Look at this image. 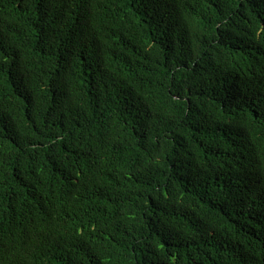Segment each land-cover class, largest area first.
Returning <instances> with one entry per match:
<instances>
[{
    "label": "trees",
    "instance_id": "16d2710c",
    "mask_svg": "<svg viewBox=\"0 0 264 264\" xmlns=\"http://www.w3.org/2000/svg\"><path fill=\"white\" fill-rule=\"evenodd\" d=\"M0 264H264V0H0Z\"/></svg>",
    "mask_w": 264,
    "mask_h": 264
}]
</instances>
